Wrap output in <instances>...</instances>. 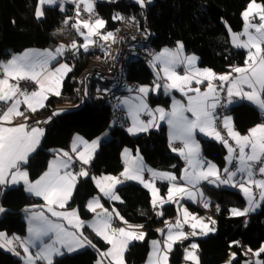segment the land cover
I'll return each instance as SVG.
<instances>
[{
  "label": "trees",
  "instance_id": "1",
  "mask_svg": "<svg viewBox=\"0 0 264 264\" xmlns=\"http://www.w3.org/2000/svg\"><path fill=\"white\" fill-rule=\"evenodd\" d=\"M38 2L39 0H0V62L29 48L54 50L63 45L67 50L73 49L70 46L74 41L77 45L79 37L77 31L72 29L75 20L73 4L66 2L62 8L60 5L44 7L43 16L38 19L35 15ZM249 2L250 0H146V18L154 33L152 44L155 52L163 47L174 49L177 42H180L183 44V52L195 55L202 68L229 73L233 67H245L247 52L232 44L231 33L242 31V13ZM256 2L264 4V0ZM96 7L108 30L117 26L118 20L113 19L117 14L127 13L142 18L143 7L134 0H97ZM65 20H68L67 24ZM93 56L94 53L90 50H76L75 63L71 64V71L62 82L60 95L49 97L47 105L36 115L54 112L59 106L71 107L68 111H59L50 126L45 128L38 149L25 165L29 179L35 180L43 174L49 160L68 149L74 134L91 141L108 130L110 139L99 144L89 165L91 176L118 174L123 168V148L138 151L150 168L171 170L177 175L181 162L168 145L165 126L148 134L130 136L115 123L110 129L113 122L111 113L99 98L96 84L86 86L81 97L79 96L81 76ZM127 76L139 85H150L153 80L149 66L139 63L129 67ZM149 100L152 105L166 106L169 98L150 96ZM223 113L232 116L233 127L241 134L247 133L264 120L262 113L248 103L225 108ZM219 122L221 126V118ZM200 146L204 160L212 161L220 169L225 167L226 148L223 143L200 139ZM235 165L236 161L232 166ZM255 173L259 172L255 170ZM254 190L259 194V189ZM202 192L218 207L214 215L215 231L204 238L175 244L169 254L168 264H180L183 250L192 241L198 245L200 264H224L231 251L236 253L232 264H242L247 258V249L259 250L264 245V200L257 213L248 217H232L229 214L231 208L242 210L245 207V200L239 191L204 185ZM96 193L97 189L90 176L81 179L67 207L76 208L82 219H90L92 214L87 210L86 203ZM116 193L120 197V201L115 203L119 215L128 225H143L145 233L143 241H135L128 247L124 255L125 263L145 264L149 241L157 237L160 228L174 219L177 209L169 204L162 207L159 215L154 213L149 191L132 182L119 186ZM40 203L39 199L29 196L22 186L6 188L0 185V207L5 209L0 213V232L23 237L27 233L25 215ZM191 209L201 212L196 206H191ZM91 240L96 249L89 247L77 253L56 256L53 264H95L99 255L97 249L103 252L108 245L97 237H91ZM233 241L240 243L230 246ZM259 257L264 261V253ZM0 264H20V260L0 248Z\"/></svg>",
  "mask_w": 264,
  "mask_h": 264
},
{
  "label": "snow or ice",
  "instance_id": "2",
  "mask_svg": "<svg viewBox=\"0 0 264 264\" xmlns=\"http://www.w3.org/2000/svg\"><path fill=\"white\" fill-rule=\"evenodd\" d=\"M136 2L144 7L146 0H136ZM56 0H39L36 9V17L40 18L43 15L42 6L44 4H55ZM84 10L91 12L93 5L89 0H80ZM63 10V9H61ZM79 17V9L77 10ZM245 20V29L243 33H231L232 43L237 48L247 49V59L245 67H233L230 73L217 75L211 69H199L195 67L197 60L196 56H184L183 44L177 42V48L173 50L164 49L153 56L150 62L153 66H160V71L164 73V78L167 83L161 85L155 84L153 90H158L163 87L167 93L169 89L179 90L187 95V92H194L195 95L188 96V105L185 107L178 102H174L171 112H165L162 108L151 110L146 103L145 97L149 92L147 87L141 86L137 91L141 94L137 99L139 103L129 107L130 115L133 119V124L127 130L130 134L137 132H147L150 128L156 126L155 113H159L160 120L167 118V121L172 128L171 140H180L184 147L180 149L173 148V151H178L179 154L188 161V164L193 168V171L182 177L188 184L193 187L200 180H207L209 183H217L219 185H231L239 187L248 199L249 207L239 210L232 209L233 216H244L251 211H254L258 206V201L253 194V187L260 190V199L264 200V179H255V170L264 176V124H259L249 130L248 135L241 136L231 127V117L224 118V127L228 131L229 137L235 141L239 147L238 167L236 171H231L229 168L223 170L221 175L216 166L211 162H206V167H202V160L199 154V145L194 139L195 130H199L205 135H214V137L224 144L228 149L229 156L226 159L229 163L233 159V147L227 139H224L220 132L214 128V111L218 106L217 88L213 84L214 80L221 82V87L224 82H227V92L229 103L233 96H238L241 99H247L257 104L261 110H264V4L257 3L256 0H250L247 8L242 13ZM259 17L260 22L253 24L250 17ZM114 20L123 19L119 14L113 17ZM68 23V20H65ZM106 22L103 19L97 18L94 23L86 20L77 19L72 27L80 32L84 37V43L79 47L85 52L89 50L91 45L95 44L92 40L93 36H99L101 40H112L115 42V36L112 32H101ZM81 29H86L87 33L81 32ZM254 29L255 31H249ZM231 32V30L229 29ZM241 35L246 36V40H241ZM77 48L76 42L70 46ZM254 49V51H253ZM64 46L61 45L55 50V53L45 50L44 52H35L27 50L20 55H14L7 62H0V102L4 105L0 109V185L7 186L8 184H17L23 181L25 191L35 196L42 197L47 205V212L55 217L56 220L50 219L43 211L32 213L29 217V237L22 240L20 237L8 238L5 233L0 232V248H7L9 251L20 255L13 247L15 241L20 242V247L23 248L25 264H38L39 261H45L46 264H53V257L63 255L66 250L68 253L76 252L78 249L91 247L96 249V245L84 235L83 229L85 226L91 228L96 236L103 239L111 247L106 252H101L99 249V258L96 264H124V252L132 241L143 240L145 233L143 231H133L132 229H142L143 225H128L127 228H114L112 226L113 213L123 223L124 218L118 212L113 210L110 213L105 209L101 213H97L93 223H87L80 219L76 209L67 210L65 205L72 197L73 191L77 185L78 177H87L88 171L81 168L79 172L68 171L70 166H74L73 157L66 151L62 154H57L56 158L49 161L48 169L35 181H31L28 177V172L22 169V165L27 164L29 157L34 153L44 136L45 130L41 127L28 128L26 124L11 125L12 119L15 116L23 117L25 120L28 117L23 111H20V106L23 104L30 112L37 111L38 107H44V101L48 99V94L60 95L59 87L63 77L71 71L67 64H60L54 71L48 69L50 61L55 60L57 56L62 55ZM183 64L185 66V74L180 75L176 68ZM237 75L233 78L231 73ZM157 79L160 77L157 75ZM15 81V83H10ZM33 82L38 86L37 90L28 92L26 88L20 87V82ZM207 81V89L201 93L199 87H192L193 83L201 85ZM246 84L251 91H244L240 85ZM23 98V99H21ZM211 101V102H210ZM63 111V110H61ZM141 112L151 115L153 119L142 121L139 119ZM190 112L194 119H190L185 113ZM54 112L53 115H58ZM48 120L43 123H48ZM38 124L41 122H37ZM211 130V131H209ZM98 140L88 142L82 137H76L72 151L76 153V159L82 165L91 163L93 154L98 147ZM171 146V142H170ZM82 147L83 150H80ZM250 148V152L245 149ZM127 153V149L125 150ZM64 170L63 172L61 170ZM145 167L142 158L137 155L135 159L130 158L126 162V167L121 173L126 180H136L148 188L153 196V206L172 201L173 198L180 194L186 195L190 199H195L196 193L187 190L179 185H172L168 191V201L163 199L158 200V189L155 188L153 182L145 181L143 172ZM154 178L175 180V176L171 173L155 172L152 169H147ZM237 173H245L247 179L242 182H235L234 177ZM214 178V179H210ZM95 180V178H93ZM107 181V183H102ZM123 181L116 177H103L101 180H96V186L100 192L110 200H120V197L114 191L117 184ZM203 200V194L200 193ZM204 206L208 207V203L204 202ZM97 207H102L99 200L93 198L87 204L89 211L95 212ZM57 208L65 209L63 211L56 210ZM5 209L0 207V213ZM160 213H158L159 215ZM189 213L184 211V223L188 222ZM191 224L193 229L197 226L201 228L202 235H207L214 232V228H210L208 224L200 222ZM61 221H67L73 230H69ZM215 224V221H212ZM182 224L177 220L175 225H168V234L163 241V246L159 241H152L153 253L150 257V264H168L169 253L173 250V245L177 241H182L188 238V235L181 231ZM163 231V230H158ZM198 233L193 231L191 235L195 236ZM47 237L50 243H45L44 238ZM239 241L231 242L232 245H239ZM30 247L38 248V251L33 255ZM191 250L185 249L184 259L191 261L192 264H199V259L196 255L198 245L193 243L190 246ZM247 252L253 256L259 257L264 253V245L259 250L253 252L252 249H247ZM154 257V259H153ZM236 253H231L226 264H232L235 260ZM248 264V262H246ZM255 264H264V261L256 260Z\"/></svg>",
  "mask_w": 264,
  "mask_h": 264
},
{
  "label": "crops",
  "instance_id": "3",
  "mask_svg": "<svg viewBox=\"0 0 264 264\" xmlns=\"http://www.w3.org/2000/svg\"><path fill=\"white\" fill-rule=\"evenodd\" d=\"M73 1H74V0H66L67 3H71V2H73ZM64 2H65V1H64ZM243 20H244V18H243ZM250 21H251V23H253V24H254L255 22H260V20H258V17H257V16H256L255 18H251ZM244 28H245V20H244V27H243L242 31L244 30ZM246 39H247V38H246ZM246 39H245V40H246ZM240 49H243L244 51L248 52L247 49H244V48H240ZM27 50H33V51H35V52H44L45 50H48V51H51V52L55 53V50H56V49H55V50H52V49H48V48H29V49H26V50H23V51H21V52H18V53L13 54L9 59H7V60H5V61H3V62H7V61L10 60L14 55H20V54L24 53V52L27 51ZM80 50H82V48H80ZM172 50H173V49H172ZM174 50H175V49H174ZM174 50H173V51H174ZM65 51H66V50H65ZM65 51H64V52H65ZM82 51H83V50H82ZM253 51H254V49H253ZM83 52H85V51H83ZM158 53H160V52H157V53H155V54H158ZM155 54H154V55H155ZM183 55H184V56H193V55H191V54H185L184 52H183ZM63 56H64V53H63L62 55H60V56H57V58H56L55 60L50 61L49 64H48V69L54 71L56 68L59 67L60 64H63L62 60H64V61L67 62V60H65ZM194 56H195V55H194ZM151 64H152V63H151ZM156 66L158 67V71H159V73H160V75H161L160 78H161L162 80H164V73H163L162 71L159 70V69H160V66H159L158 64H157ZM180 67L185 68V66H184L183 64H181V65H179V66L176 68V71H177ZM195 67H196V68H199V69H205V68H202V67H200V66L198 65V58H197V60H196ZM177 72H178V71H177ZM212 72H214V73L217 74V75H223V74H225V73H219V72H216V71H213V70H212ZM69 73H70V72H68V73L63 77V79H62V81H61V84H60V87H59V91H60V93H61V89H62V82L64 81V79L66 78V76H67ZM231 75H232V73H231ZM153 78H154V77H153ZM161 79L156 80V81H155V84H156V83H159V84H161V85H164L163 82L161 81ZM164 81L167 83L166 79H165ZM216 81H219V80H216ZM152 82H154V80H152ZM219 82H220V81H219ZM10 83H15V81H10ZM34 84H35V83H34ZM213 84H214V83H213ZM220 84H221V82H220ZM35 85H36V84H35ZM214 85H215V84H214ZM142 86L147 87V88L149 89V92H148V94L146 95L145 100H146V103L148 104L149 109H151V110H155V109H157V108H162V109H164V111L167 113V112H171V111H172V108H173L174 102H178L180 105H183V106H185V107L188 105V100H187V98H186V99L183 98V95L185 96V94L181 93L179 90H176V89H169L168 92L165 94V93H164V90H163V87L159 88V90H158V91H159V95H158V96H161L162 98H165V97L169 98L168 104H167L166 106H163V105H160V104H158V105H152V104L150 103V100H149V99H150V96L157 97V96H156L157 94H156L155 91L153 90V89H154V87H153V83H151V84L148 85V86H147V85H142ZM207 86H208V85H207V81H204L201 85H196L195 83H193V85H192V87H199L200 90H201V93H203V92L207 89ZM215 86H216V85H215ZM140 87H141V86H140ZM140 87H139V88H140ZM224 87H225V89H226V91H227V82H224ZM240 87H241L244 91H251V89H249L248 86H247L246 84H242V85H240ZM216 88H217V93H218V95H217V100H218V103H219L220 89H219L217 86H216ZM37 89H38V86L36 85V88H35L34 90H37ZM34 90H32V91H34ZM29 92H31V91H29ZM193 93H194V92H193ZM188 94H189V92H187V95H188ZM140 95H141V94L139 93V94H136V95L124 96V97H122V99H121V101H120L121 108H122L123 111L125 112V115H126V118H127V129L129 128V127H128L129 124H130V127L132 126L133 121H132V123H129V120H128V117H127V114H126V109L129 111V107H130L132 104H134V103H138L139 100L137 99V97H139ZM51 96H59V95L48 94V99H49V97H51ZM21 99H23V98H21ZM48 99L45 100V101L43 102L45 106L47 105V101H48ZM181 99H184V100H181ZM231 101H232V102L229 103V97H228V92H227V98H226V102H225V108H229V107H231V106H234V105H237V104H240V103H248V104L252 105L253 107H255L257 110H259V111L262 113L263 118H264V110H261V109L258 107V105L255 104V103H253L252 101H249V100H247V99H241V98L238 97V96H233V97L231 98ZM210 102H211V101H210ZM237 102H238V103H237ZM218 105H219V104H218ZM45 106H44V107H45ZM44 107H42V108H44ZM42 108H39V107H38L37 111H35V112H30V111L27 110L26 106L22 104V105L20 106V111H23L24 113H28V114H30L31 116H36V115L38 114V112H39ZM217 108H218V106H217ZM217 108H216L215 111H214L215 122H216V111H217ZM70 109H71V107H67V106H59V107H57V108L54 110V112H56V111L59 112V111H61V110H63V111H61V112H65V111H68V110H70ZM54 112H53V113H54ZM185 114H186L190 119H194V117H192V114H191L190 112H187V113H185ZM159 116H160L159 113H155V122H156V126L150 128L147 132H137L136 134H139V135H141V134H148V133H150V132H152V131H157V129L160 128L161 126H165V128H166V132H167V141H168V145H169V147H170L171 149H173V148H174V147H173V143H174L175 141H178V142H179V145H180V147H179L178 149L183 148L184 145H183V142H182V141H180V140H171L172 128L170 127V125H169V123H168V121H167V118L164 119V120H160ZM225 117H230V116L226 115V113H223L222 116H221V122H224V118H225ZM151 119H153V117H152ZM151 119H150V120H151ZM25 121H26V120H25L23 117L15 116V117H13V119H12V124H11V125H4V126H15V125H19V124H25ZM146 121H149V120H146ZM259 124H264V120H263L261 123H259ZM259 124H258V125H259ZM216 125H217V124H216ZM256 126H257V125H256ZM256 126H254V127H256ZM231 127H232V118H231ZM254 127H252V128H254ZM214 128H215L216 131L220 132V131H219L220 128H219V130L216 129V127H214ZM232 128L234 129V127H232ZM252 128H250V129H252ZM127 129H126L125 131L129 134V132H128ZM250 129H249V130H250ZM44 130H45V129H44ZM249 130H248L247 134H246V133H244V134L248 135V134H249ZM209 131H211V130H209ZM226 131H227V129L225 128V131L222 130V132H220V134L223 135V138H224V139H227V140L229 141V144L233 147L234 152H233V154H232V156H233L232 161H233L234 159H235V161H236V154H238V156H239V147L236 145V143H235L234 140H232V139L229 138V136L227 135V134H228V131H227V133H226ZM235 131H236V130H235ZM236 132H237V131H236ZM239 134H240V133H239ZM241 135H242V134H241ZM242 136H243V135H242ZM76 137H82V136L79 135V134H74V135L72 136V138H71V141H70V143H69V146H68V149L66 150V152H68V153L73 157L74 164H75V162H78V163H79V166H78L77 170H74V169H73V166H70V168L68 169V171H71V172H79V171L81 170V168L83 167V168H85V169L88 171V173H89V165H90V164H88V165H82V163H81L79 160L76 159V153L72 151L73 144H74V141H75V138H76ZM82 138H83V137H82ZM98 138H99V140H98V147H99V144H100L102 141H104V139H102L101 136H99ZM83 139L86 140L85 138H83ZM194 139H195L196 143L199 145V154H200V158H201L202 162H204V163H202V167H206V162H211L212 164H214V165L216 166L217 170H219V172L221 173V175H223V174H224L223 170H224L225 167H224L223 169H220V168H219L215 163H213L212 161L204 160V159L202 158V155H201V146H200V139L211 140V141H216V142H220V141H218V140L214 137V135H205L204 133L200 132L199 130H195V132H194ZM93 140H97V138H96V139H93ZM93 140H91V141L86 140V141H88V142L90 143V142H92ZM170 142H171V146H170ZM38 147H39V145H38ZM38 147H37V149H38ZM98 147H97V149H98ZM225 148H226V147H225ZM37 149H36V150H37ZM97 149H96V151H97ZM126 149H127V153L125 152ZM249 149H250V148H246L245 151H246V152H249ZM80 150H83L82 147H81ZM226 150H227V152H228V149H227V148H226ZM96 151H95V153H96ZM172 151H173V150H172ZM95 153L93 154V156L95 155ZM173 153H174L176 156H178V158H179V160H180V162H181V165H180V167H179V169H178V174H177V175L174 173V171H171V170H168V171H159V170L152 169V168H150L148 165H146V163L144 162L142 156L139 154L138 151H134V150H132V149H130V148H123L122 151H121V159H122L123 168H122V170H121L118 174H115V175H100V176H91L90 173L88 174L87 177H89V176L91 177V179H92V181H93V183H94V185H95V187H96V189H97V193H96L93 197H91L90 199H88V201H87V203H86V208H87V204H88V202H89L90 200H92L93 198L98 199V200H99V204H100L102 207H97L95 212L89 211L88 208H87V210L92 214V217H90V219L85 220V219H82V218L80 217L79 213H78L80 219L83 220V221H85V222H87V223H93V222H94V218L96 217L97 213H101V212H103L105 209H107L108 212L113 213V210H114L115 208L111 205V203L115 205V203H118V202L120 201V200H110L108 197H105V196L100 192V189L96 186V180H101V178H103V177H116V178L120 179L121 181H123V183H121V184H117V185H116V187H115V189H114L115 192H116V189H117L119 186L124 185V184L127 183V182H132V183H135V184H138V185H141V186L144 187L143 184L139 183V182L136 181V180H126L123 176H121V173L124 171V169H125V167H126V162H127L130 158L135 159V158L137 157V155H139V157L142 158V162H143V165H144V167H145V171L143 172V177H144L145 181H149V180H148V178H149L150 181L153 182L155 188L158 189V200H159V199H163L164 201H168V191H169V188L172 187V185H174V184H175V185L182 186V187L186 188L187 190L196 193L195 199H190V198L187 197L186 195H180V194H178V195H176V196L173 198L172 201H168V202H166V203H163L162 205L158 203L157 206L154 207V206H153V203H152V200H153L152 193H151V191H150L148 188H146V189L149 191V193H150L151 203H152V206H153V211H154V213H156V214L161 213V209H162V207L165 206V205H169V204L174 205V206L176 207V209H177V212H176V216L174 217L173 220H174L175 223H176L177 220H180V221H181L182 228H181L180 230L183 231V232H185V233L188 235V238L185 239V240H195V239H198V238H204V237H206V236H208V235L214 233V232H210V233H208L207 235L199 234V233H201V228L199 227V225L197 226L196 229H193V228L191 227V224H193V223H197V220L193 219V217H195V218H198V219L200 220V222H202V223H204V224H208V226H209L210 228H214V229H215V225L212 223V221H214V215L217 213V210H218L217 208H218V207H217V205H216L215 203L211 202V201H210V200H209V199L203 194V192H202V187H203L204 185H211V186H214V187H216V188H227V187H223V185H219L218 182H217V183H209L207 180H200V181H199L194 187H193L192 185L188 184L186 180L182 179V177H184V176L186 175V171H187L188 173L192 172V171H193V168L188 164V161H187L186 159H184V158L179 154L178 151H173ZM32 154H33V153H32ZM32 154H31V155H32ZM60 154H62V153H60ZM31 155H30V156H31ZM228 155H229V153H228ZM29 158H30V157H29ZM54 158H56V157L51 158L49 161L53 160ZM237 158H238V157H237ZM227 163H228V165H230V167H232V168H233V167H236V169H237V167H238V160L236 161V165H235V166H232V162L229 163L228 160H226L225 165H226ZM48 164H49V162H48ZM25 165H26V164L22 165V169H23V170H26ZM47 169H48V166H47ZM47 169H46V170H47ZM147 169H152L153 171L158 172V173H161V172L171 173L173 176H175L176 179L170 181V180H167V179L154 178V177L152 176V174H151L149 171H147ZM26 171H27V170H26ZM61 171L63 172L64 170L62 169ZM234 171H236V170H234ZM41 175H42V174H41ZM41 175H40V176H41ZM40 176H39V177H40ZM260 176H261V175H260ZM28 177H29V176H28ZM39 177H38V178H39ZM87 177H78V178H77V183L79 182V180H81V179H85V178H87ZM38 178H36L35 180H37ZM93 178H95V180H94ZM254 178H255V179H264V176H261V178H256V177H255V174H254ZM210 179H214V178H211V177H210ZM233 179H234L235 182L239 183V182H242V181L246 180V179H247V176H246L245 173H237V175H236ZM35 180H31V181H35ZM102 183H107V181H102ZM17 186H22L23 189H24V191H25V185H24L23 181H20V182L17 183V184H8V185L5 186V187H6V188H12V187H17ZM229 187H230V186H229ZM144 188H145V187H144ZM162 189H163V190H162ZM228 189H230V188H228ZM231 189H235V190L239 191V192L242 194V196H243V198H244V200H245V207H244L243 209L249 207L248 199L246 198V196L244 195V193L239 189V187H231ZM254 189H255V187H253V194H254ZM259 191H260V190H259ZM25 192H26L29 196H32V197H34V198L39 199V200L41 201V203H40V205H39L37 208H35V209L29 211L28 213H26V215H25L24 218H25V221H26V224H27V233H26L23 237H21L22 240H26V239L29 237V232H28V228H29V217L31 216L32 213H38V212L43 211L44 214H45L46 216H48L50 219H52V220H56L55 217H52L51 214H50L49 212H47V205H46V203H45V201H44V199H43L42 197L35 196V195H33V194L28 193L27 191H25ZM200 193L203 194V200L201 199ZM116 194H117V193H116ZM258 195H259V197H258L257 201H258L259 205L255 208L254 211H251V212H249L248 214H246V215H244V216H233L231 210L234 209V208H231L230 211H229L230 216H232V217H248V216H251V215L257 213V212L259 211V206H260V201H261V199H260V192H259ZM254 196H255V194H254ZM70 199H71V198H70ZM70 199L68 200V203H69ZM108 202H109V203H108ZM204 202H207V203H208V207H205V206H204ZM68 203L65 205V209H67V210L76 209V208H69V207H67V206H68ZM191 206H196V207H198V208L201 210V212H199V211H193V210L191 209ZM65 209L57 208L56 210H58V211H63V210H65ZM243 209H242V210H243ZM76 210H77V209H76ZM185 210H187V212L189 213V216H188V222H187V223H184V219H185V217H184V211H185ZM77 212H78V210H77ZM114 220H117V221L119 222V225H118V226H116V225L113 224V221H114ZM61 222L64 223L65 226H66L70 231L73 230V229L71 228V226L67 224V221H61ZM168 225H169V224L166 223V225L164 226L165 228H162V229L160 228L159 230H163V231H158V235H157V237H155V238H153V239H151V240L149 241V251H148V255H147V258H146L145 264H150V257H151V255H152V253H153V245H152V241H159V242L161 243V247L163 246V241H164L165 237H166L167 234H168ZM112 226H113L114 228H120V227L127 228V227H128V224L122 223V221H121L119 218H117V217L115 216V213H113ZM81 230L83 231L84 235L87 236L90 240H91V237H97L98 239H100V240H102L103 242H105L103 239H101L100 237L96 236V234L93 232V230H92L91 228L85 226V227H84L83 229H81ZM132 230H133V231H136L137 233H138L139 231H143L142 229H132ZM193 231H196L198 234L195 235V236L191 235V233H192ZM143 232H144V231H143ZM6 236H7L8 238L16 237V236H9V235H6ZM144 237H145V236H144ZM143 240H144V239H143ZM143 240H135V241H143ZM185 240L177 241L175 244H177V243H181V242H183V241H185ZM44 241H45V243H50V242H51V241L48 240L47 237L44 238ZM91 241H92V240H91ZM135 241H132V242L129 244V246H130L133 242H135ZM92 242H93V241H92ZM105 243H106V242H105ZM193 243H195V242L192 241V242L189 244V246H188L187 248H185V249H189V250H191L190 246H191V244H193ZM106 244H107V243H106ZM175 244H174V245H175ZM107 245H108V244H107ZM174 245H173V247H174ZM129 246H128V247H129ZM13 247H15L16 251H18V252L20 253L19 256L16 255V254H14V252L9 251L7 248H2V249L5 250V251H7V252H9V253H11V254H13L16 258H18V259L20 260V264H25L24 259H22V257L24 256V252H23V248L20 247V242H19V241H15ZM109 247H110V245H108L107 249H106L105 251H103V252H106V251L108 250ZM128 247H127V249H128ZM86 248H89V247L86 246L85 248H82V249H86ZM82 249H78L76 252H78V251H80V250H82ZM127 249L125 250L124 254L126 253ZM185 249H184L183 252H182V259H181L180 264H192L191 261H187V260L184 259V256H185ZM30 251H31L32 254L34 255V254L38 251V248H36V247H30ZM195 251H196V255H197L198 259H199V253H198V250L196 249ZM65 253H68V252L65 250V251H64V254H65ZM72 253H75V252H72ZM169 254H170V253H169ZM245 254H246V256H247V259H249V258H252V259L254 258V259H255V256H253L252 253L246 251ZM58 256H60V255H58ZM229 256H230V255H229ZM54 257H56V256H54ZM54 257H53V258H54ZM98 258H99V255H98L97 259H98ZM153 259H154V257H153ZM96 262H97V260H96ZM96 262H95V264H96ZM44 263H46V262L44 261ZM105 264H107V260H105ZM124 264H126L125 261H124ZM199 264H200V261H199ZM250 264H255V262L253 261V263H250Z\"/></svg>",
  "mask_w": 264,
  "mask_h": 264
},
{
  "label": "built area",
  "instance_id": "4",
  "mask_svg": "<svg viewBox=\"0 0 264 264\" xmlns=\"http://www.w3.org/2000/svg\"><path fill=\"white\" fill-rule=\"evenodd\" d=\"M66 1V0H59ZM93 5V10L91 12L85 11L84 6L80 3V0H74L71 4L74 6V18L76 19L77 10L79 9V19H85L90 23H94L95 19H102L97 7V0H89ZM148 4L141 10L142 18L132 16L127 13H121L120 16L123 18L118 20L117 26L113 30H108L105 26L99 31L107 33L112 32L115 36V42L112 40L104 41L101 40L99 36H93L95 41L94 45L90 46V51L94 53L93 58L90 60L86 70L81 76L80 84L78 86V93L81 96L83 89L90 84H97V94L102 100V103L106 105L111 113L113 122L117 127L121 128L123 131L127 129V118L125 112L121 108L120 101L122 97L129 95L139 94L137 91L140 85L133 80L128 78V70L132 64H142L144 66H150V62L153 60L155 54V49L152 44L154 33L150 28L149 22L146 18V11ZM73 31L76 29L72 28ZM241 40H245L246 36L241 35ZM83 44L81 38L78 39L77 48L67 49L64 52V59L70 64L75 63L76 50L79 49L80 45ZM180 75L185 74V68L180 67L178 70ZM237 74L232 73L234 78ZM213 83L220 89V105L216 111V117L221 118V115L225 109V102L227 98V91L225 87H221L219 81L214 80ZM20 87L26 88L27 91H32L36 88L33 82H20ZM4 105L0 102V109H3ZM28 119L25 124L30 129L32 127H41L43 129L50 126L51 122L54 120L53 112H50L43 116H31L25 113ZM51 120L48 123H43V121ZM152 116L149 115L144 117V119H151ZM219 118L217 123L219 125ZM41 123H37V122ZM173 147L178 149L180 147L179 142L175 141ZM237 155V154H236ZM235 164V161L232 162ZM79 166L78 162H75L73 169L77 170ZM258 172V170H256ZM256 178L261 176L255 175ZM150 181V179H148ZM255 198L258 199V191L254 190ZM113 224L118 226L119 222L117 220L113 221ZM169 224L174 225V220H170ZM38 264H45L44 261H39Z\"/></svg>",
  "mask_w": 264,
  "mask_h": 264
},
{
  "label": "rangeland",
  "instance_id": "5",
  "mask_svg": "<svg viewBox=\"0 0 264 264\" xmlns=\"http://www.w3.org/2000/svg\"><path fill=\"white\" fill-rule=\"evenodd\" d=\"M135 2H136V0H134ZM39 3V2H38ZM65 3H66V1L65 2H63V1H59V0H56V3L55 4H44L43 6H42V10H43V8L44 7H53V6H56V5H60V8H62L64 5H65ZM72 3V2H71ZM137 3V2H136ZM245 11V10H244ZM43 16V15H42ZM42 16L40 17V18H38V19H41L42 18ZM258 17V16H257ZM252 17H250V19H251ZM77 19H79L78 17L74 20V23L76 22V20ZM81 20H85V19H81ZM258 20H259V17H258ZM87 21V20H86ZM259 22H255L254 24H258ZM245 29V28H244ZM244 31V30H243ZM243 31H241V32H238L237 34H240V33H243ZM249 31H252V32H254L255 30L254 29H249ZM81 32H83L84 34H86L87 33V30L86 29H81ZM77 34H78V37L79 38H81V40H83V43H84V37H83V35H81V33L80 32H77ZM247 38V37H246ZM92 40H93V37H92ZM231 42H232V37H231ZM233 44V43H232ZM177 48V45L174 47V49H176ZM57 49V48H56ZM89 49H90V47H89ZM164 49H169V50H172V49H170V48H167V47H163V48H161L160 50H158V51H156L155 53H157V52H161V51H163ZM173 49V50H174ZM55 50V49H54ZM66 49L64 48V51H65ZM82 50H83V48H82ZM84 51V50H83ZM64 53V52H63ZM62 62H63V64H67L70 68H72V65L69 63V62H66V61H64V60H62ZM149 68H150V70L152 71V73H153V80H154V82H152L153 83V87L155 88V81L156 80H158L157 79V75H159V77H161V75H160V73H159V71H158V67L157 66H153V64H150V66H149ZM241 68H243V67H241ZM230 73V72H229ZM233 73V72H232ZM225 74H227V73H225ZM161 79V78H160ZM164 80H165V78H164ZM164 80H162L161 79V81L163 82V84H165L166 82L164 81ZM140 86H142V85H140ZM148 86V85H147ZM96 88H97V84H96ZM159 90V89H158ZM158 90H154L155 91V93L157 94L156 96L158 97V95H159V91ZM163 90H164V93L166 94V92H165V89L163 88ZM190 95H195V93H193V92H189V94L188 95H183V98L184 99H186L187 98V100H188V96H190ZM80 96V95H79ZM81 97V96H80ZM184 99H181V100H184ZM139 103V102H138ZM238 103V102H237ZM135 104H137V103H134V104H132V105H135ZM219 105H220V98H219V103H218ZM219 105H218V107H219ZM126 114H127V117H128V120H129V123H132V121H133V119H132V116L130 115V112L126 109ZM30 115V114H29ZM226 115H228V116H230L231 118H232V116L231 115H229V114H226ZM147 116H149L147 113H144V112H141L140 114H139V119L140 120H142V121H145L146 122V119H144V117H147ZM217 119L219 118V117H216ZM147 120H150V119H147ZM217 124V120H216V122H215V120H214V127H216V129H218L219 130V128H220V132H222V130L223 131H225V127H224V122H221V126H219L218 124ZM113 125H114V122H112V124H111V126H110V129L113 127ZM128 127H130V124L128 125ZM232 127H233V121H232ZM159 129V128H158ZM157 129V130H158ZM235 130V129H234ZM226 133H227V131H226ZM247 134V133H246ZM246 134H242L243 136L244 135H246ZM129 135L130 136H137V135H139V134H130L129 133ZM228 135V134H227ZM240 135H241V133H240ZM241 135V136H242ZM222 137H223V135H221ZM229 136V135H228ZM101 138L102 139H104V141H107V140H109L110 139V135H109V130L108 131H106L104 134H102L101 135ZM230 139H231V137H229ZM251 151V149H249V152ZM229 155H228V152H227V150H226V157H228ZM226 157H225V162H226ZM238 159L236 158V161H237ZM229 168L231 171H234V170H236V167H230V165H228V163L225 165V168ZM224 168V169H225ZM256 174V173H255ZM260 174V173H259ZM261 175V174H260ZM149 179V178H148ZM230 186V187H229ZM223 187H227V188H230L231 189V185H223ZM261 201H262V199H261ZM261 201H260V203H261ZM111 205L115 208V211L116 212H118L117 211V208H116V206L114 205V204H112L111 203ZM258 205H259V203H258ZM123 223V222H122ZM168 224H169V221L167 222ZM169 225H171V224H169ZM162 228H165L164 226L162 227ZM161 228V229H162ZM111 247V246H110ZM2 249V248H1ZM84 249H82V250H80V251H83ZM255 251H257V250H254L253 252H255ZM79 252V251H78ZM75 253H77V252H75ZM231 253H233V251H231L230 253H229V255L231 254ZM125 255V254H124ZM229 257L230 256H228V258H227V260L225 261V263L224 264H226V262L229 260ZM236 258V257H235ZM256 260H260V261H262V259L260 258V257H255V259L253 258H249V259H247L246 258V260H244L243 262H242V264H246V262H248V264H250V263H253V261L255 262ZM125 261V260H124ZM46 264V263H45Z\"/></svg>",
  "mask_w": 264,
  "mask_h": 264
}]
</instances>
